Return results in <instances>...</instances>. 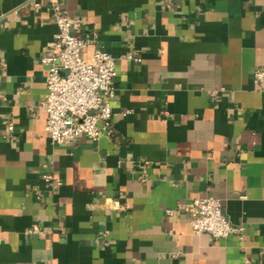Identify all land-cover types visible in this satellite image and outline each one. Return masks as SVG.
I'll use <instances>...</instances> for the list:
<instances>
[{
  "label": "crops",
  "instance_id": "1",
  "mask_svg": "<svg viewBox=\"0 0 264 264\" xmlns=\"http://www.w3.org/2000/svg\"><path fill=\"white\" fill-rule=\"evenodd\" d=\"M53 2L117 59L112 137L50 140ZM256 70L264 0H0V264H264ZM207 197L242 236L194 233Z\"/></svg>",
  "mask_w": 264,
  "mask_h": 264
},
{
  "label": "built area",
  "instance_id": "2",
  "mask_svg": "<svg viewBox=\"0 0 264 264\" xmlns=\"http://www.w3.org/2000/svg\"><path fill=\"white\" fill-rule=\"evenodd\" d=\"M57 33L41 62L47 69L46 130L53 145H67L79 137L98 142L113 136V105L116 96L117 59L104 50L96 33L77 36L82 19L72 17L60 3L53 2ZM93 47L91 60L83 53ZM129 60L141 62L135 52ZM254 80L264 85V70H256ZM13 125L9 130L13 131ZM188 210L196 235L208 234L214 239L243 235L244 228L228 219L223 202L214 197L193 200ZM30 233H39L34 226Z\"/></svg>",
  "mask_w": 264,
  "mask_h": 264
}]
</instances>
